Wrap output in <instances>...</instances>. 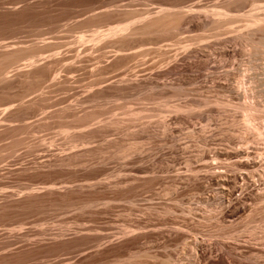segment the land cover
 Listing matches in <instances>:
<instances>
[{
    "label": "rangeland",
    "instance_id": "rangeland-1",
    "mask_svg": "<svg viewBox=\"0 0 264 264\" xmlns=\"http://www.w3.org/2000/svg\"><path fill=\"white\" fill-rule=\"evenodd\" d=\"M221 1L0 0V42L38 58L0 80V264H264V145L229 134L239 112L218 103L249 84L246 47L222 30L178 55L197 15L92 40Z\"/></svg>",
    "mask_w": 264,
    "mask_h": 264
},
{
    "label": "bare ground",
    "instance_id": "bare-ground-1",
    "mask_svg": "<svg viewBox=\"0 0 264 264\" xmlns=\"http://www.w3.org/2000/svg\"><path fill=\"white\" fill-rule=\"evenodd\" d=\"M235 2H238V0H223L219 4H212L209 7L198 5L197 3L187 8L179 7L178 5L174 7L171 6V8L161 7L156 14L154 13L155 15H148L124 24L118 23V25L107 26L105 30H101L102 32L100 31L93 36L92 40L96 41L104 36L122 35L126 31L127 33L128 31L129 33L132 32V34L130 33L131 35L134 33H151L152 31L166 34L177 27L180 19L197 15L195 28L202 29L203 31L193 36L186 37L183 41L177 39L172 43V45H177L176 50L180 49L183 52L182 56H184L185 59H190L195 52H199L200 54L205 48H209L212 45L210 41L209 43L208 41L207 43L203 42L207 37L208 39L210 36L213 38L215 37L213 39L215 40L219 38L218 35L222 30L232 31L234 35H232L233 37L230 39H235L246 47L245 54L247 59L245 70L249 73L247 76L249 84L243 86V84H245L244 78L238 80L235 86L229 89L235 90L234 93L236 94L237 101L234 103L229 101H221L218 103L221 106H231L235 111L239 112V117L232 116L226 122L227 126H225L229 129V132L227 131L229 134L233 130L231 132L232 134L236 132L239 135L243 134L244 142L247 141L246 143L249 141H260L264 145V3L254 4L253 7L246 12H240L239 10H237V12L229 8ZM206 30H209V32L206 33ZM213 40L211 41L213 42ZM217 40L220 41L219 39ZM217 43L218 42H216V44ZM13 44L15 43L9 42L7 44H0V48H5L0 51V63L3 62L0 65V80L2 81L7 79L5 75L7 73V68L20 59H27L28 63L24 66L30 67L35 66L34 63L38 60V58H35L37 52L34 44H29L24 47H13L11 50H8L7 48L9 46H14ZM219 46H221L220 42ZM220 48L223 47L221 46ZM155 50L160 53L162 61L169 59V56H166L164 52L160 51L161 48ZM180 50H178V53ZM180 53L178 55H180ZM38 55L40 57V54ZM175 55L176 54H174L173 57ZM172 61L175 62V59H172ZM23 74H26V72ZM176 108H179V106ZM227 129L224 130L226 131ZM125 149V152H129L131 146ZM263 149L264 148H262V150Z\"/></svg>",
    "mask_w": 264,
    "mask_h": 264
}]
</instances>
